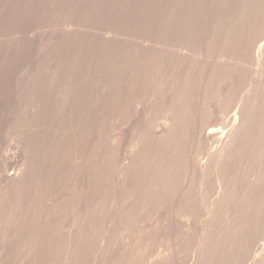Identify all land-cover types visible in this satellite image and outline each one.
<instances>
[{
	"label": "rangeland",
	"instance_id": "rangeland-1",
	"mask_svg": "<svg viewBox=\"0 0 264 264\" xmlns=\"http://www.w3.org/2000/svg\"><path fill=\"white\" fill-rule=\"evenodd\" d=\"M156 12L157 0H0V264H250L264 249V59L250 49L264 39V0L246 44L202 51L198 64L223 69L178 90L186 120L161 143L139 139L162 123L172 68L155 67ZM112 61L127 82L109 81ZM113 102L130 109L112 114ZM241 106L255 107L250 140L220 162L225 184L212 166L199 184L198 161ZM110 126L122 154L143 150L117 202ZM203 126L217 136L195 140Z\"/></svg>",
	"mask_w": 264,
	"mask_h": 264
},
{
	"label": "bare ground",
	"instance_id": "bare-ground-1",
	"mask_svg": "<svg viewBox=\"0 0 264 264\" xmlns=\"http://www.w3.org/2000/svg\"><path fill=\"white\" fill-rule=\"evenodd\" d=\"M156 13L157 23L155 28L157 46H155L156 52L152 54L155 67H157L159 72H163L167 67L172 68L165 82L163 81L164 85L161 86V91H158L160 95L157 94L158 97L160 96V100L164 105L161 114L162 123L157 126V129H155L156 131H149L147 134L145 132L141 133L139 139L141 141H143V139H149L161 143L172 140L175 137L174 132L178 129V126L186 120L181 114V106L184 105L182 98H186H184L181 93L186 92L188 94L193 88H202L203 83H207L213 78L214 72L223 69L222 59L221 62L217 63L215 66L198 64L197 61H200V58L203 57L202 51L204 49L208 51L209 47L212 46H228L231 44L236 45L235 48L237 44L241 47V45L245 43V40H247V36H249L260 23L261 0H157ZM259 41L260 40L256 42V46H251L250 49L252 54H254L255 60L261 62V59H264V39ZM143 45L146 46L145 44ZM142 49L143 48H141V50ZM127 60L128 59L123 60L125 62L123 64L126 65ZM133 60L135 61V59ZM179 70L180 73L177 74V76L174 75V73ZM128 74L131 73L127 71L126 75L124 74L119 77L117 69L115 68V61L111 62L108 76L112 85L115 86L119 83L127 82ZM128 83L131 84V82ZM178 90H183V92L179 94ZM253 99L254 98H252V100ZM255 100L256 99H254V101ZM110 105L112 114L119 112L127 113L130 109L127 102L120 105L113 102V104ZM254 108L253 106L250 112L245 106L238 107L233 111L231 110L233 113L227 117L228 120H225L226 125H228V131L221 146L214 147L209 151L206 158L204 157L205 160L203 162L201 159L198 161L199 184H204V182L207 181L206 175L211 166V169H213L215 173V183L221 185L225 184L224 177L217 172V168L222 160L229 158L240 145L250 140L251 129L253 128L251 119L253 118L252 114L255 112ZM189 124H191V122ZM184 126L186 125L184 124ZM110 127L108 133V182L112 186V200L117 202V198L120 197L117 191H121L124 184H126L127 175L134 164L135 157L139 156L143 150L140 144V149L129 150L128 153L125 151V153L122 154L118 148L119 134H117L115 126ZM217 134L216 130L212 129V126H203L196 130L193 138L199 142L201 139L208 141L216 137ZM125 154L130 157V162H123V156H126ZM180 159L182 158H179V161ZM182 164L183 163H180V165ZM183 167L185 171L189 170L190 161L188 158L185 159V166ZM15 178V173L7 175V179L10 181ZM254 178L256 177L254 176ZM176 195L177 193L175 196ZM218 195L217 197L220 198L221 194L220 196ZM177 202L179 203L180 201L177 200ZM183 204L185 205L186 203ZM212 206L214 207L216 205L213 203ZM186 214L188 215L187 211ZM200 241H202V239ZM250 260V264H264V249L260 250L257 254H252Z\"/></svg>",
	"mask_w": 264,
	"mask_h": 264
}]
</instances>
